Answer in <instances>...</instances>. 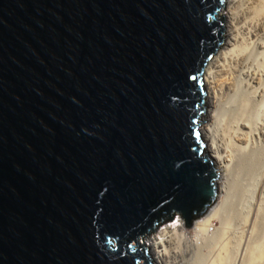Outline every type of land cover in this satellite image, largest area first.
<instances>
[{"label":"water","instance_id":"obj_1","mask_svg":"<svg viewBox=\"0 0 264 264\" xmlns=\"http://www.w3.org/2000/svg\"><path fill=\"white\" fill-rule=\"evenodd\" d=\"M225 1L0 0V264H154L210 212Z\"/></svg>","mask_w":264,"mask_h":264},{"label":"bare ground","instance_id":"obj_2","mask_svg":"<svg viewBox=\"0 0 264 264\" xmlns=\"http://www.w3.org/2000/svg\"><path fill=\"white\" fill-rule=\"evenodd\" d=\"M219 15L224 45L204 68L199 128L223 197L192 234L177 222L148 238L154 264H183L176 258L215 240L219 251L208 264H264V0H226ZM212 219L220 228L209 238Z\"/></svg>","mask_w":264,"mask_h":264},{"label":"rangeland","instance_id":"obj_3","mask_svg":"<svg viewBox=\"0 0 264 264\" xmlns=\"http://www.w3.org/2000/svg\"><path fill=\"white\" fill-rule=\"evenodd\" d=\"M205 70V69H204ZM206 113H207V108H205V113H204V116H206ZM203 123V119H202V121H201V124ZM200 124V125H201ZM199 130H200V128H199ZM204 145H205V143H204ZM206 147V146H205ZM218 181V180H217ZM222 197H223V195H221L220 193H219V190H218V199H217V201H216V204L213 206V208L214 207H216L219 203H220V201L222 200ZM207 216V215H206ZM204 218V217H203ZM203 218H201V219H203ZM200 219V220H201ZM220 222L217 220V219H212L211 221H210V226H211V228L209 229L210 231L208 232V234L206 235L207 237H213L214 235V232L216 233V229H219L220 228V224H219ZM165 227V226H164ZM193 229V228H192ZM192 229H186V231L187 232H189V233H191L192 232ZM159 232V230L154 234V235H157V233ZM210 233V234H209ZM192 234V233H191ZM154 235H152V236H154ZM152 236H150V237H152ZM149 237V238H150ZM206 237V238H207ZM215 242H217V240H215V241H213V242H209V243H207L206 245L203 243V245L201 244V246L200 247H198V248H201L202 246V248H201V250L200 249H198V250H200V252L199 251H196V252H194V253H196L195 255V257H194V253L192 254V253H189L190 255L192 254V259H193V257H194V259L193 260H191V258L189 257V254H186V255H184V256H181V257H178V258H176L178 261H180L181 263H183V264H186V262L188 261V259H190L189 260V262H192V263H190V264H208V263H210L215 257L214 256H217V254H218V251H219V244L218 243H216L215 244ZM146 244H147V248L149 247V245H150V243L149 242H147V240H146V242H145ZM208 244H209V246H208ZM216 245V246H214V245ZM205 245V246H204ZM207 246H208V248H207ZM218 246V247H217ZM173 247V246H172ZM198 252V253H197ZM188 255V256H187ZM198 255V256H197ZM211 256V257H210ZM197 258V259H196ZM209 258V259H208ZM204 259V260H203ZM207 259V260H206ZM195 260H196V262H195ZM202 260V261H201ZM185 261V262H184ZM206 261V262H205ZM194 262V263H193Z\"/></svg>","mask_w":264,"mask_h":264}]
</instances>
